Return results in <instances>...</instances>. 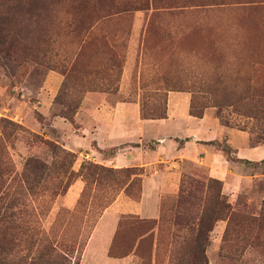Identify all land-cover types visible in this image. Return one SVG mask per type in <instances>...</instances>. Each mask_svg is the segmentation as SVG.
Instances as JSON below:
<instances>
[{
	"label": "rangeland",
	"instance_id": "obj_1",
	"mask_svg": "<svg viewBox=\"0 0 264 264\" xmlns=\"http://www.w3.org/2000/svg\"><path fill=\"white\" fill-rule=\"evenodd\" d=\"M114 111L168 114L167 128L131 130L124 145L148 154L157 139L179 138L185 157L103 165L122 144L101 150L91 133ZM257 146L264 0H0V264H264ZM88 163L111 170L96 177L81 168ZM154 171L155 217L104 211L120 193L138 200ZM99 220L111 239L85 258Z\"/></svg>",
	"mask_w": 264,
	"mask_h": 264
},
{
	"label": "crops",
	"instance_id": "obj_2",
	"mask_svg": "<svg viewBox=\"0 0 264 264\" xmlns=\"http://www.w3.org/2000/svg\"><path fill=\"white\" fill-rule=\"evenodd\" d=\"M124 104H120L117 107ZM106 118L112 119L106 123H99L95 125L94 132L91 133L94 139L96 146L101 149H108L110 146L122 144V146L117 147V149H113L114 151L107 153V156L103 160H99L103 165L113 166V167H123L127 165L131 166H151L153 164H164L166 162H174L172 157H175L174 154H177L178 157L182 156L180 150L182 147L175 149V145L178 144L179 138H174L171 144L168 141L170 139H157L154 148L151 151H147L145 149H141V146H127L124 143L130 140V132L131 130L134 134H141L145 128L147 127H160L163 126L167 128V126L171 125L170 123L173 121V118L168 114L162 118H140L139 116L133 117L126 112H106ZM132 117V118H131ZM105 131V132H104ZM185 145L188 143L185 140ZM165 145H168V149L165 153H161V148ZM255 148H260L262 153H264V149L262 146H257ZM96 150V149H95ZM92 151V150H91ZM240 149L237 150L238 155L240 157H244V154L240 153ZM94 152V151H92ZM97 153V152H95ZM139 154L145 153L148 155L149 160H152L150 163H143L141 159L139 161L136 160V156ZM99 154V153H98ZM142 157V156H141ZM99 159V158H97ZM157 171L152 172L151 174L145 175L142 179V185L138 200L133 201L128 199L124 194H118L115 199L110 203L108 207L104 210L106 213L120 212V210H124L122 212H131L137 214L139 216L144 217H155L157 215V188H158V178ZM127 210V211H126ZM104 212V213H105ZM103 217V214H102ZM101 219V218H100ZM111 239V235L108 227L104 224H101V220L93 227L90 235L88 236L84 253L85 258L90 256V258H94L96 255V249L100 251H104L106 248L107 240ZM109 261H113L110 257H106Z\"/></svg>",
	"mask_w": 264,
	"mask_h": 264
},
{
	"label": "trees",
	"instance_id": "obj_3",
	"mask_svg": "<svg viewBox=\"0 0 264 264\" xmlns=\"http://www.w3.org/2000/svg\"><path fill=\"white\" fill-rule=\"evenodd\" d=\"M192 114L195 115V116H198V113L192 112ZM148 117L149 118H161V117H164V115H163V113H160L158 115H152V116H148ZM67 119L70 122L72 121L71 118H69V117H67ZM61 151H63L65 155L69 156V158H70L69 159V164H71V162H72L71 161L72 160L71 157L73 156V153L70 152V151H68V150H64V149H61ZM222 151H224L227 156L229 155L228 148H223ZM81 168H84L87 173L92 174V175H95L96 177H98V173L101 172V171H110L111 170L110 167H105V166L100 165V164H97V163H88L86 165H82ZM122 170L123 171H127L128 170V167H124ZM65 172L67 173L66 175H68V176L72 173L71 170H69V168L65 169ZM130 174H134V173L133 172L132 173L130 172ZM130 174H125V181H124V187H123V191L124 192L127 191V187H129V184H131V182H132V180H130L128 178L130 176ZM95 176H93L94 177L93 179L96 180V177ZM185 183H187V180H185L184 178H182L181 179V182H180L181 187L179 189L180 190V193L178 194V196L176 198V202H178L179 199H181V197L183 196L182 194L184 192H186V190H187V188H184ZM68 184H69L68 182L64 183L63 189L66 188L68 186ZM105 206L106 205L103 204L102 205V208H104ZM161 216H162L161 214L158 216L157 221H154L153 220V224H156V223L158 224V222L161 219ZM198 231L199 230H197L196 234H198ZM197 252H202V248H200V246H199V249H197ZM48 253L52 257H54V258H59V259H63V260L65 259V255L64 254H66V253L64 252V250L59 249V247L57 248V246L55 244H50L49 245V247H48Z\"/></svg>",
	"mask_w": 264,
	"mask_h": 264
}]
</instances>
